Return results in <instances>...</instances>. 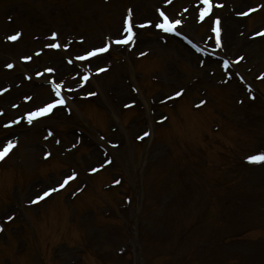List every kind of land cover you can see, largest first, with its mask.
Segmentation results:
<instances>
[{"label":"rangeland","instance_id":"rangeland-1","mask_svg":"<svg viewBox=\"0 0 264 264\" xmlns=\"http://www.w3.org/2000/svg\"><path fill=\"white\" fill-rule=\"evenodd\" d=\"M209 5L0 0V264H264V0Z\"/></svg>","mask_w":264,"mask_h":264},{"label":"snow or ice","instance_id":"snow-or-ice-1","mask_svg":"<svg viewBox=\"0 0 264 264\" xmlns=\"http://www.w3.org/2000/svg\"><path fill=\"white\" fill-rule=\"evenodd\" d=\"M167 2V0H166ZM201 3H203L204 7L200 10L201 11V19L204 18V16L207 14L208 12V9L210 7L209 5V0H200ZM219 6V5H218ZM260 5H257V8H259ZM157 11L159 12L160 10L157 9ZM254 11V9H251L249 8L247 12H238L237 14L238 15H247L249 12H252ZM131 13L129 12L128 15H125L123 17V31L127 34L123 39H118V40H115L113 41L114 43H117V44H125L127 43L128 41H131L133 39V32L131 30V27H130V22H129V17H130ZM160 16L163 17V21L162 22H159V23H156L155 24V27L158 28V29H161L162 31L164 32H173L174 31V28L176 25H179L181 23L180 20L178 19H174L172 20L171 22H169L168 18L166 16H164V13L163 12H160ZM151 23L150 21H145L144 24H141V25H138L139 27H144L146 26L147 24ZM219 23V20L218 18L213 20V28H212V31L217 33V35H219V29L218 27H216L215 25H218ZM258 34H264V29L261 30V33H258ZM21 36V33L19 31L15 32L14 35H9V36H6L5 39L6 40H9V41H15L18 37ZM57 36V33L53 32L51 33V38L52 39H55ZM61 45H58L56 43H49V44H46L45 47H50V48H57ZM63 47L67 48L68 45L67 44H63L62 45ZM109 45L107 42L104 43L103 47H95L93 48L92 50H87L84 55L82 56H78L77 59L79 60H84L88 57H92L96 54H99V53H103L104 51H106L108 49ZM216 47H220V41H219V38H217V42H216ZM39 53H37L38 55ZM140 55H143V53H140ZM22 60H30L31 57L29 56H22L21 57ZM227 61L224 62V65L226 66L227 65ZM6 68H9L11 69L13 67V65L11 63H8L5 65ZM102 69H97V71H101ZM53 69L51 68H46L45 69V72H52ZM37 76H40L41 73L37 72L36 73ZM28 77L25 76V79H27ZM84 79H87V77H84ZM49 84H51V91H52V94H54V96L56 97L55 99H51L49 103H46L44 104L42 107H36L34 108L32 111H29L27 113H25V116H24V119L29 123L31 124L33 122V120H35L36 118H39V117H42V116H45L47 115L48 113H50L54 108H56L58 105H63L64 104V98L61 96V93H60V89H61V83H55L51 80L47 81ZM3 91H6L5 89L3 88H0V92H3ZM90 94H94V93H90ZM174 96H179L181 95V92L177 91L173 94ZM25 99H29L28 97H25ZM204 101L201 100L200 101V104H203ZM130 105H125V107H129ZM13 107H16L15 105H13ZM161 119H163V117H161ZM20 120L19 117H17L16 120L14 121H9V124H13V123H18ZM7 126V125H6ZM49 135H52L51 132H49ZM142 135L144 137H147L149 135L148 132H143ZM137 140L141 139V136H137L136 137ZM15 144V140H9L3 147V149H0V158H3L7 153L8 151L14 146ZM46 157L49 155L47 152H45L44 154ZM246 159L249 161V162H260V161H264V152H261V153H258L256 155H250L248 157H246ZM105 163H108L107 160H105ZM97 169L95 168H92L90 169V171H93L95 172ZM76 173L73 172L71 175H67L65 176L64 180L62 182H58V187L59 188H63L64 185L71 179H73L75 177ZM114 182H118V181H114ZM56 189L54 188H48L47 190L43 191L42 195H36L34 197V199H32L31 201H29L30 203H36L38 202L39 200L43 199L44 197H47L49 195V193L55 191ZM7 219H12L11 216H8Z\"/></svg>","mask_w":264,"mask_h":264},{"label":"bare ground","instance_id":"bare-ground-1","mask_svg":"<svg viewBox=\"0 0 264 264\" xmlns=\"http://www.w3.org/2000/svg\"><path fill=\"white\" fill-rule=\"evenodd\" d=\"M226 35H228L227 33H226ZM229 36V35H228Z\"/></svg>","mask_w":264,"mask_h":264}]
</instances>
